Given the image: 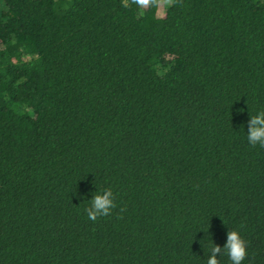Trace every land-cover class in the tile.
Returning <instances> with one entry per match:
<instances>
[{"label":"trees","instance_id":"1","mask_svg":"<svg viewBox=\"0 0 264 264\" xmlns=\"http://www.w3.org/2000/svg\"><path fill=\"white\" fill-rule=\"evenodd\" d=\"M258 111L264 0H0V264H264Z\"/></svg>","mask_w":264,"mask_h":264},{"label":"clouds","instance_id":"2","mask_svg":"<svg viewBox=\"0 0 264 264\" xmlns=\"http://www.w3.org/2000/svg\"><path fill=\"white\" fill-rule=\"evenodd\" d=\"M141 3L146 0H140ZM247 143L252 147H264V111H258L255 115L250 112L246 131ZM89 206L85 209L87 219L96 223L99 219L109 217L117 207L115 195L111 189H99L92 194ZM206 253L205 264H220L226 256L229 264H245L248 258V245L241 231L231 229L227 232L225 245L220 247L213 239Z\"/></svg>","mask_w":264,"mask_h":264}]
</instances>
